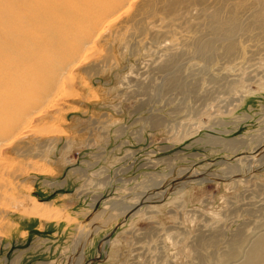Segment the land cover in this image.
<instances>
[{"label": "rangeland", "instance_id": "rangeland-1", "mask_svg": "<svg viewBox=\"0 0 264 264\" xmlns=\"http://www.w3.org/2000/svg\"><path fill=\"white\" fill-rule=\"evenodd\" d=\"M263 1H224V12L242 18L228 57L218 43L202 49L193 40L215 37L219 20L209 15L218 0H190L174 12L157 5L148 18L128 20L127 13L113 23L60 84L53 105L1 150L0 264L242 260L264 233V149L252 154L264 145ZM91 4L84 5L89 17ZM87 23L61 26L56 53L37 63L70 57ZM0 61L11 65L14 57ZM41 71L1 69L0 100L28 101ZM139 196L153 197L103 243L123 216L107 221ZM30 200L46 206L42 215L51 206L61 216L24 212Z\"/></svg>", "mask_w": 264, "mask_h": 264}, {"label": "bare ground", "instance_id": "bare-ground-1", "mask_svg": "<svg viewBox=\"0 0 264 264\" xmlns=\"http://www.w3.org/2000/svg\"><path fill=\"white\" fill-rule=\"evenodd\" d=\"M75 1L76 8L72 7L71 4V6H67L64 0H0V24L5 25V28H0V60L8 55L14 57V62L11 65L3 64L0 61V70H6L8 68L36 70L39 65L42 74H44L40 81L38 77L34 80L36 89L34 95L28 101L14 106L9 104L10 102L8 100H0V107L3 106L0 109V154L4 146L23 136L36 115L44 113L53 105L57 99V90L60 84L72 78L73 70L86 59L88 51L92 50L96 40L113 23L118 21L121 16L130 13L128 20L139 19V16H141V19L145 16L148 18V16H152V14L158 11L157 5H162L159 9L174 12L180 5H188L190 2V0ZM198 1L201 3L205 2V0ZM224 1L227 0H218L219 5L217 9L214 8L215 11L212 15H209L219 20L220 25L213 32L215 37L199 35V37H193V40L196 41V44L202 46V49L207 42L218 43L219 47L223 49V55L228 57L233 55L236 49L237 37L232 34L231 30L234 26L242 23V18L239 15L240 12H234L235 10L231 9L229 12H224ZM88 2L95 4L96 8L95 13L91 11V17L86 14L87 9L84 7ZM138 2L139 13H136L137 11L131 13L130 11L133 5ZM43 7H47L48 10L46 11ZM10 10H13V12ZM81 18H88V23L81 32L82 34L78 36L73 46L72 54H69L71 56L55 64L49 63V65H46L37 63L38 58L43 56L44 53L50 51L55 52L54 49L58 42V33L62 30L60 29L61 26H63V29L70 28L76 20ZM43 21H46V24L42 23L41 25L40 22ZM51 25L58 30H53L50 27ZM31 27L36 28L37 33L35 32V34L38 36L41 35V37H35L33 31L31 32L30 30ZM17 109L21 110L22 113H16ZM260 160L264 161V154ZM152 197H146L144 201L139 196L138 202L133 205H127L120 214L110 216L111 218L108 217L110 219L107 222L114 218L117 220L120 216H125L137 203L147 202ZM24 201L25 199L22 197L16 207L22 206ZM139 209L130 216L136 215ZM46 210L44 204H38L37 201L30 200L24 212L31 215H42ZM232 257L234 256L232 255ZM234 264H264V233L256 236L251 241L243 254L242 260Z\"/></svg>", "mask_w": 264, "mask_h": 264}, {"label": "water", "instance_id": "water-1", "mask_svg": "<svg viewBox=\"0 0 264 264\" xmlns=\"http://www.w3.org/2000/svg\"><path fill=\"white\" fill-rule=\"evenodd\" d=\"M264 149V145H262L260 148H258V149H256V150H254L253 151V155H256L257 153H259L260 151H262ZM192 174L190 173V174H184V175H182V176H180V177H177L174 181H173V183H172V187H174L175 186V184L177 183V182H179V181H181L183 178H187V177H189V176H191ZM203 180H205V181H211V179L210 178H204ZM149 204L148 203H140V204H137L136 206H134L129 212H127V214L125 215V216H123L119 221H117L116 223H114V226H113V228H112V230H110L109 231V233L103 238V243H106V242H108L109 241V239L111 238V236L113 235V233L117 230V228L121 225V224H123V223H125L126 221H127V219L130 217V215L133 213V212H135L137 209H139V208H141V207H143V206H148ZM101 252L102 251H100L99 250V247L97 248V253H98V256L92 261V262H96V261H98V259H99V256L101 255ZM91 264V263H90Z\"/></svg>", "mask_w": 264, "mask_h": 264}, {"label": "crops", "instance_id": "crops-1", "mask_svg": "<svg viewBox=\"0 0 264 264\" xmlns=\"http://www.w3.org/2000/svg\"><path fill=\"white\" fill-rule=\"evenodd\" d=\"M39 204V203H38ZM49 208H51V209H53V212H51V213H49V214H45V215H34V216H36V217H43V218H48V217H51V216H61V213L58 211V213L56 212L57 210L56 209H54V208H52L51 206H49ZM66 219H68V218H66ZM17 226H18V229H17V231H15V232H13V233H17L18 232V230H19V222L17 223ZM13 238H14V236H13Z\"/></svg>", "mask_w": 264, "mask_h": 264}]
</instances>
